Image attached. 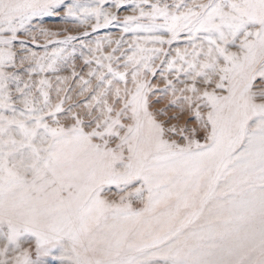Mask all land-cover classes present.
Listing matches in <instances>:
<instances>
[{
    "label": "snow or ice",
    "instance_id": "snow-or-ice-1",
    "mask_svg": "<svg viewBox=\"0 0 264 264\" xmlns=\"http://www.w3.org/2000/svg\"><path fill=\"white\" fill-rule=\"evenodd\" d=\"M57 245L264 264V0H0V264Z\"/></svg>",
    "mask_w": 264,
    "mask_h": 264
},
{
    "label": "rangeland",
    "instance_id": "rangeland-1",
    "mask_svg": "<svg viewBox=\"0 0 264 264\" xmlns=\"http://www.w3.org/2000/svg\"><path fill=\"white\" fill-rule=\"evenodd\" d=\"M123 14V13H122ZM45 26L49 27L50 29L54 31H61L63 32V29L65 27H68V25H65L63 22H60L57 20V18H47L45 20ZM75 34V33H73ZM105 34H112L113 36L118 34V29L115 27L109 28V29H102L99 33V35H105ZM62 38V36H61ZM80 67V62L77 60V68ZM67 73H62V75ZM113 191H115L113 189ZM63 244H67V241H63ZM63 251V248L61 245H57V247L54 249V254L44 257V261H47L49 264H62V261L58 258ZM63 264H67V261H64Z\"/></svg>",
    "mask_w": 264,
    "mask_h": 264
},
{
    "label": "bare ground",
    "instance_id": "bare-ground-1",
    "mask_svg": "<svg viewBox=\"0 0 264 264\" xmlns=\"http://www.w3.org/2000/svg\"><path fill=\"white\" fill-rule=\"evenodd\" d=\"M44 264H49L47 261H44Z\"/></svg>",
    "mask_w": 264,
    "mask_h": 264
}]
</instances>
